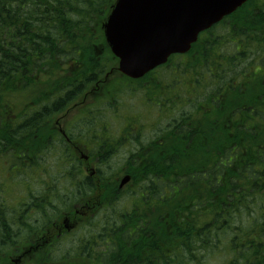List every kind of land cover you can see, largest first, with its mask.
Wrapping results in <instances>:
<instances>
[{"label": "trees", "instance_id": "trees-1", "mask_svg": "<svg viewBox=\"0 0 264 264\" xmlns=\"http://www.w3.org/2000/svg\"><path fill=\"white\" fill-rule=\"evenodd\" d=\"M114 1L0 0V174L13 175L0 177V254L41 235L74 205L72 196L79 202L96 191L52 126L78 98L101 93V80L111 100L84 111L70 138L92 149L102 183L124 169L159 179L130 207L104 191L108 204L100 216L109 219L88 242L108 241L114 252L102 250L99 261L206 264L207 256L226 250L232 253L222 264H264V0L249 1L204 33L189 60L168 68L181 57L174 56L157 69L143 98L149 112L157 99L163 117L146 141L136 140L149 118L133 114L134 92L115 94L121 83L103 81L116 66L102 33ZM228 21L229 31L217 32ZM229 42L232 54L224 51ZM24 92L29 100L15 114L12 102ZM125 97L129 109L119 103ZM131 143L135 150L116 168L111 160ZM48 153L60 154L56 167L40 162ZM34 174L44 188L31 186ZM60 180L63 197L53 186ZM14 181L22 182L30 204H10ZM49 186L51 193L43 190ZM32 207L37 216L28 217ZM209 247L217 251L202 255Z\"/></svg>", "mask_w": 264, "mask_h": 264}, {"label": "water", "instance_id": "water-1", "mask_svg": "<svg viewBox=\"0 0 264 264\" xmlns=\"http://www.w3.org/2000/svg\"><path fill=\"white\" fill-rule=\"evenodd\" d=\"M246 0H116L104 24L120 69L141 76Z\"/></svg>", "mask_w": 264, "mask_h": 264}, {"label": "rangeland", "instance_id": "rangeland-1", "mask_svg": "<svg viewBox=\"0 0 264 264\" xmlns=\"http://www.w3.org/2000/svg\"><path fill=\"white\" fill-rule=\"evenodd\" d=\"M248 9V8H247ZM233 21H229L226 25V27H220V28H218L217 29V32H220L221 34H226L228 31H229V29H228V25L229 24H231ZM234 49H235V44L233 45L232 44V42H229V43H227L225 46H224V51L226 52V53H228V54H232V52L234 51ZM263 56H264V54H263ZM182 58L181 57H176V59L174 58V60L172 61V63H171V65H169L168 66V68H172V67H174V66H176V65H180L181 64V60ZM260 60H263V59H260ZM264 61V60H263ZM260 78V76H256V75H254L253 77H251V80L252 79H254V80H257V79H259ZM150 83H148V84H145L144 85V87L142 88L144 91H147V90H149L150 89ZM125 90H124V88H121L119 91H118V93L119 94H122L123 92H124ZM10 99H11V97H10ZM29 100V97H28V94H27V92H24L23 94H18L17 95V98H15V100L12 102V105H13V108H14V111H13V113H15V114H17V113H19V108L21 107V105L23 104V103H25V102H27ZM92 100V103L93 104H95L96 103V99H91ZM127 102H128V99H127V97H125V98H123L119 103H125V107H124V109L126 108V109H129L128 108V106H127ZM118 103V104H119ZM132 103H133V108L134 109H140V110H142V112L148 117V118H150V119H152V126L154 125V121L156 120V119H158L159 117H158V115H154L152 112H147L146 110H145V107H144V105H143V101L142 100H140V99H134L133 101H132ZM30 104V103H29ZM75 106H77L76 104H75ZM79 109H81L80 107H75L74 109H72L71 111H70V113H69V115L68 116H73L77 121H78V119H79V117H80V115L78 114L79 113ZM151 110H154L153 108H151ZM156 112V111H155ZM157 113V112H156ZM168 114V113H167ZM169 115V114H168ZM170 116V115H169ZM171 117V116H170ZM61 117H58L57 119L59 120ZM169 118V117H168ZM164 119V118H163ZM165 121V120H164ZM151 126V127H152ZM150 127V129H148L147 130V132L146 131H144L143 132V137H144V139L145 140H148L149 138H151L152 136H153V132H155V129H152ZM118 137H121V135H118ZM140 138H141V136H137L136 137V140H138V141H140ZM135 147H136V145H135V143H131V145L129 146V152H131V151H134L135 150ZM86 151V150H85ZM48 155L49 156H47L45 159H41V163L42 164H48L49 166H55V162H56V160H57V158H58V156L60 155V154H57V153H55V154H53V153H48ZM53 155H57V157L55 158ZM128 155V152H127V150H123L122 151V156H121V160H122V158L123 157H126ZM56 167V166H55ZM49 168V167H48ZM51 169H54V167L53 168H51ZM123 174H125L124 172H121V174L120 175H123ZM36 175L37 174H34L32 177H30L29 178V180L33 183V182H35V179H36ZM25 178V177H24ZM26 179V178H25ZM120 180V179H119ZM119 180L117 181L118 183H119ZM17 185H19L20 187H22V188H18L17 187ZM22 185V182L21 181H19L18 182V184H15V185H11V190H10V192H9V194L7 193V198L10 200V199H12L13 200V204L14 205H18L20 202H18V200H20V199H23V201L24 200H28V196H25V192H26V190H25V188H24V186H21ZM61 185H63V181L62 180H60L59 182H57L55 185H53L54 186V189L57 191V192H55V194H62V197H63V190H62V187H61ZM139 184H133L132 186L131 185H129L127 188H125V191H127V190H132L135 186H138ZM37 186H39V187H41V188H44L43 186H44V184H41V183H37ZM45 192H48V193H51L52 192V187H48L47 189H43ZM145 190H148V188H145ZM57 201L58 200H56L55 199V202L57 203ZM27 203L28 204H30V201L28 200L27 201ZM64 206V204H62L61 205V208ZM26 206H22V208H25ZM63 209V208H62ZM65 209V208H64ZM63 209V210H64ZM29 214H28V217H30V216H37V214L34 212V208L32 207V209H30L29 208ZM94 219L95 220H98V221H100V222H102V221H104V220H108L109 219V217L108 216H105V215H103V216H95L94 217ZM79 236V235H78ZM96 237V235H94L92 238H95ZM59 244L57 245V246H52L51 247V252H52V254H55V255H62V254H65V253H69V252H71V253H73V248H76V246L79 244V241H77V240H75L74 242H71V240H68L67 238H65V237H62L61 239H59ZM12 244V243H11ZM227 246V245H226ZM226 248V247H225ZM13 251L14 250H11V251H9L6 255H4L3 253L2 254H0V264H4L5 262H7V261H9L10 259H11V255L13 254ZM215 251H217V249H215V250H213L211 247H209L208 249H207V251H206V253H202V255L204 254L205 256L206 255H208V254H210V253H214ZM231 251H226V250H224V252H217V253H215V254H211V255H209V256H207L206 258H205V261L207 262L206 264H222L223 263V261L226 259V258H228L230 255H231Z\"/></svg>", "mask_w": 264, "mask_h": 264}, {"label": "flooded vegetation", "instance_id": "flooded-vegetation-1", "mask_svg": "<svg viewBox=\"0 0 264 264\" xmlns=\"http://www.w3.org/2000/svg\"><path fill=\"white\" fill-rule=\"evenodd\" d=\"M66 139L69 141L68 135H67ZM88 176L92 178V175H88ZM90 203H91V201H86V205H89ZM95 203L98 204V201H95L94 204ZM94 204L87 207L83 211H81L79 209L73 210L75 215H76L73 219V220H76V223H73V224L76 225L78 228L82 227L86 222L85 219H86L87 212H89L90 209L95 207ZM61 231L62 230L59 229L56 232L55 236L59 237L63 234H66L65 230H63L62 232ZM51 240H52V230H51V228L47 227L46 230L41 235H39L37 237H33V239L31 240V246H30V250H29L30 256L37 255L39 252L40 253L47 252L48 251L47 246L50 244ZM27 257L30 259V257L24 251L22 254L19 255V260H18L17 264L23 263ZM9 264H14V263L10 261Z\"/></svg>", "mask_w": 264, "mask_h": 264}]
</instances>
